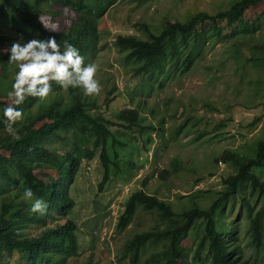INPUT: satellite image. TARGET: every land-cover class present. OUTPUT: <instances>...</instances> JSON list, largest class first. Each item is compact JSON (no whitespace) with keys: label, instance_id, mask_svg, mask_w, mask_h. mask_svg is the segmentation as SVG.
Here are the masks:
<instances>
[{"label":"trees","instance_id":"16d2710c","mask_svg":"<svg viewBox=\"0 0 264 264\" xmlns=\"http://www.w3.org/2000/svg\"><path fill=\"white\" fill-rule=\"evenodd\" d=\"M116 2L0 0V18L1 14H7L12 27L35 38L47 40L55 37L61 46L67 40L79 50L85 61L86 54L97 44L99 17ZM262 2L264 0H236L214 15L200 11L185 22L166 20L159 32L144 24L145 36L118 34L115 44L126 51V59L139 62L134 69L135 77L145 74L152 79L166 73L168 57L172 59L170 65L175 66L182 52H186L184 62L187 69L192 64L191 55L202 49L208 36L222 31L221 23L225 22L234 33L247 9ZM58 14L70 15V23L55 31L44 29L39 18L49 17L55 21ZM259 19L263 24L264 10ZM1 24H4L2 18ZM254 26L251 31L260 26L259 22ZM0 39L5 40L9 47L21 38L7 34L0 35ZM250 48L254 52L250 59L263 67L264 43H254ZM1 55L5 60L1 62L0 89L2 87L8 93L17 68L8 63L7 54ZM258 80L259 85L262 83L257 86L258 92L264 93V78ZM250 84H254L253 81ZM148 89L144 85L145 93ZM116 91L113 85L104 102L99 104L96 97L85 96L80 88H69L63 92L52 82L47 99L39 101L28 97L18 106L23 110V119L13 128L19 140L14 139L0 123V264H65L76 255L79 227L69 217L74 200L68 186L81 167V159H99L103 168L100 189L112 173L124 174L122 178L130 180V170L136 166L132 155L140 149L136 136L131 132L136 130L143 135L151 126L143 123L139 102L138 105L112 110V103L117 100ZM56 97L59 99L55 101ZM9 104L0 102V119L3 108ZM207 105L210 106L209 103ZM183 111L188 114L187 108ZM228 117L232 119L231 115ZM260 118H255L251 125L255 126ZM191 119L187 115L177 130ZM224 125L223 121L216 127ZM219 161L231 164L234 172L222 179L225 190L216 194L206 207L194 200L197 193L188 194V205L177 211L143 189L132 192L125 201L118 229H126L138 207L155 211L159 222L156 228L137 233L129 239L122 247V256H130L131 262L136 264L146 246L153 245L154 250L142 264H189L192 249L193 259L198 264H254L242 257L237 244V228L223 218L222 209L238 199L249 218L250 243L256 254H261L255 259L264 264V178L261 176L264 172V131L251 154L226 149L214 158L215 163ZM178 168L176 164L175 169ZM52 170L59 171L62 182L50 184ZM25 188H31L34 197L47 204L43 214L31 212L30 202L21 199ZM258 202L261 205L257 209ZM53 218L57 219L54 221ZM40 225V230L30 232ZM84 264H92V260L88 258Z\"/></svg>","mask_w":264,"mask_h":264},{"label":"rangeland","instance_id":"374dc122","mask_svg":"<svg viewBox=\"0 0 264 264\" xmlns=\"http://www.w3.org/2000/svg\"><path fill=\"white\" fill-rule=\"evenodd\" d=\"M235 1L117 0L99 17L97 44L86 54L84 61L97 66L95 78L100 84V92L90 97H96L102 104L107 91L115 85L117 100L112 103V110L138 105L139 102L143 123L151 127L143 135L136 130L131 132L136 136L140 149L133 152L136 166L130 170L129 181L122 178L124 174L112 173L100 189L103 168L99 159H81V167L68 186L74 200L69 217L79 227V249L65 264H84L88 258L92 264H133L130 256H122L123 245L135 234L156 228L159 216L155 211L138 207L132 222L126 229L119 230V218L132 192L143 189L177 211L188 205V194L197 193L194 200L206 207L216 194L225 190L222 179L234 172L231 164L224 161L215 163L214 158L226 149L252 153L254 144L264 131V93L258 92L257 87L262 85L258 84V79L264 78V66L250 59L254 53L250 45L264 43V23L261 24L259 19L264 2L247 9L234 33L225 22L221 23L222 31L208 36L202 49L191 55L192 64L187 69L184 62L186 52H182L175 66L170 65L172 59L168 57L166 73L152 79L145 74L135 77L134 69L139 62L126 59V51L115 44L118 34L145 36L144 24L159 32L166 20L185 22L200 11L214 15ZM1 18L0 35L10 34L23 40L40 39L12 27L7 14H1ZM54 20L43 17V21L55 30L65 28L71 21L70 15L64 14H58ZM258 22L260 26L251 31ZM7 47V42L0 39V54H6L3 49ZM4 60L5 56L1 55L0 72H3L1 62ZM252 81L254 84H250ZM144 85L149 88L147 93ZM58 99L56 97L55 101ZM1 101L11 103L2 87ZM186 108L188 114H184ZM187 115L192 119L177 130ZM257 117H261L259 122L252 126ZM223 121L224 126L216 127ZM176 164L179 165L177 170ZM50 175V184L63 181L57 170L50 171ZM261 176L264 178V172ZM260 205L258 202L257 209ZM222 213L223 218L237 228V244L242 257L254 264H263L255 259L261 254H256L249 240L246 208L236 199L227 204ZM56 219L53 218L54 221ZM41 228L42 225L37 226L30 232ZM154 248L147 245L136 264H142ZM193 251L189 252V264H198L193 259Z\"/></svg>","mask_w":264,"mask_h":264},{"label":"clouds","instance_id":"9594fccd","mask_svg":"<svg viewBox=\"0 0 264 264\" xmlns=\"http://www.w3.org/2000/svg\"><path fill=\"white\" fill-rule=\"evenodd\" d=\"M43 28L55 31L49 24L39 18ZM3 52L8 56V63L17 68L11 90L7 93L11 103L2 110L0 123L16 140L19 135L13 125L23 119V110L18 107L28 97L39 101L47 99L52 82L62 89L80 88L85 96H95L100 92V84L95 78L97 66L85 63L79 50L64 41L63 46L57 43L55 37L47 40L22 38L13 41ZM21 199L30 202V211L43 214L47 204L40 198H35L31 188H25Z\"/></svg>","mask_w":264,"mask_h":264}]
</instances>
